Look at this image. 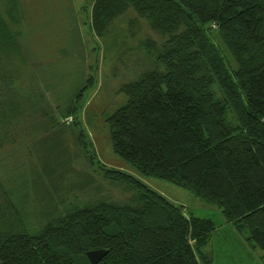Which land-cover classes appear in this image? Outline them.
<instances>
[{
    "label": "trees",
    "instance_id": "obj_1",
    "mask_svg": "<svg viewBox=\"0 0 264 264\" xmlns=\"http://www.w3.org/2000/svg\"><path fill=\"white\" fill-rule=\"evenodd\" d=\"M126 11L163 38L147 47L163 70L122 88L125 103L106 119L112 151L139 175L215 205L264 257V0H94L89 25L100 36ZM6 24L0 14L1 53L11 52ZM102 169L128 201H88L40 225L19 201L0 206V264H90L93 249L108 250L97 264H211V218Z\"/></svg>",
    "mask_w": 264,
    "mask_h": 264
},
{
    "label": "rangeland",
    "instance_id": "obj_2",
    "mask_svg": "<svg viewBox=\"0 0 264 264\" xmlns=\"http://www.w3.org/2000/svg\"><path fill=\"white\" fill-rule=\"evenodd\" d=\"M93 1L0 0L12 40L11 52H0V206L19 201L27 221L40 225L88 201L125 202L131 192L102 168L118 170L219 225L203 248L211 264H264L262 251L226 225L215 205L139 175L112 151L106 119L125 103L124 85L163 70L147 51L163 38L132 11L97 35L89 25ZM69 101L75 108L66 117ZM90 149L97 162L90 163Z\"/></svg>",
    "mask_w": 264,
    "mask_h": 264
},
{
    "label": "water",
    "instance_id": "obj_3",
    "mask_svg": "<svg viewBox=\"0 0 264 264\" xmlns=\"http://www.w3.org/2000/svg\"><path fill=\"white\" fill-rule=\"evenodd\" d=\"M108 253L106 249H93L86 252V258L90 262V264H97L100 262L104 256Z\"/></svg>",
    "mask_w": 264,
    "mask_h": 264
}]
</instances>
